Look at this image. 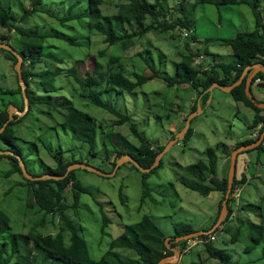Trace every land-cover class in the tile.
<instances>
[{"label":"rangeland","instance_id":"rangeland-1","mask_svg":"<svg viewBox=\"0 0 264 264\" xmlns=\"http://www.w3.org/2000/svg\"><path fill=\"white\" fill-rule=\"evenodd\" d=\"M1 1L13 8L18 17H23L26 11H29V17L20 22L24 28L39 27L44 32H69L70 35L79 37L81 44L78 45L56 37L48 38L47 44L49 49L63 52L66 57L61 76L65 88L59 90L61 95L73 99L76 105L88 111L99 125V152L91 155L90 146L83 142L71 127L63 124L62 112L51 115L43 112L48 109L46 106L34 105L32 112L22 116V120L13 126L16 134L20 136L17 141L28 156L27 164L31 171L40 173L50 166L56 167L58 161L68 162L74 159L95 164L108 173L115 171L114 161L120 145L111 142V138L116 140V135L111 134L110 139L108 137L104 140V131L108 134L113 130L120 132L140 145L139 138L132 131L131 122L119 123L120 116L94 104L91 97L83 95L90 93L70 73L69 69L74 65L79 68V74L84 80L94 73L97 63L104 67L113 65L115 71H120L121 68L117 67L123 65L126 75L134 81L137 80L134 72L149 76L158 71L165 77H172H156L132 91H113L103 95L105 100L113 103L121 112L130 115L138 130L156 146H167L173 136L184 129L186 117L193 111L197 99L202 105L201 113L193 121L192 136L175 144L163 157V165L155 172L147 174L152 196L148 197L144 204L143 180L146 177L144 172L134 167L131 162L122 165L114 176H104L84 168L75 169L78 178L84 186L91 189V193L82 194L78 213L73 207L69 208L68 212L84 225V235L92 256L100 259L110 248L111 241L123 233L127 224L139 222L146 215H150L168 235L175 234L177 227L187 223L200 230H209L218 216L222 193L214 190L209 195H204L187 187L179 180V174L185 173L183 166L206 159L205 152L209 147H217L222 143L235 146L240 139L247 140L255 124L256 112L237 101L232 92L219 87L210 91L208 101L204 102L190 83L175 81L178 77V63L185 58L184 53L189 47L199 49L205 54V58L198 54L194 56L195 66L200 69L212 67L216 59H223V62L228 64L235 63L237 57L232 46L225 43V39L235 37L240 31L255 30L257 9H254L253 4L217 6L201 3V0H188L190 4L200 1L193 17L195 20L192 36H185V28L182 27L169 31L153 30L138 37L136 44L126 49L121 43H107L100 31L90 30V27L84 29V26H88L85 21L81 24L85 19L64 23L63 19L70 15L69 6L72 5V0H42L43 4L39 6L37 13L34 12L36 0ZM89 1L84 0L82 5L74 8L73 13L83 12ZM166 1L170 2L173 8L169 17L178 18L175 8L183 0ZM254 1L257 0H251L252 3ZM103 2L106 14L111 16L119 12V0ZM260 2L259 10L264 18V0ZM8 32L9 29H0V34ZM194 37L197 40H194ZM115 57L120 59L114 61ZM50 62L53 68L60 65L54 58ZM44 68L45 64L37 66V70ZM39 79H33V87L43 93ZM170 81L175 82L171 84ZM19 86L16 65L0 51V107L10 104V109L13 104L23 103L21 93L6 92ZM252 92L257 99L264 100V89L254 85ZM253 149L239 157L238 176L242 177L247 173L249 181L241 186L240 203L234 205L236 213L231 217L234 224L237 223L236 217L240 213L242 215L243 203H260L264 197V152L260 154V150ZM109 150L111 153H108ZM218 153L219 177L222 178L229 172L231 156L224 154L221 149ZM258 164H261V167H258ZM247 165L250 168L248 170ZM12 168L13 164L9 158L0 160V208L11 216L13 232L29 233L38 225V230L43 233H57L59 218L39 208L31 187L18 184L19 181L25 182L24 176L19 172L9 174ZM188 176L189 174H186V177ZM68 197L70 203L74 202L71 190L68 191ZM105 215L111 219L106 231ZM244 217L251 222H260L262 216L258 211L251 210L246 212ZM213 243L215 247L227 248L235 255L236 260L245 264H264V242L248 252L245 250V243L231 242L230 236L221 227ZM187 249L188 251L172 264H200L203 260L205 264H222L209 257L200 239L191 240ZM130 254L134 255L133 252Z\"/></svg>","mask_w":264,"mask_h":264},{"label":"trees","instance_id":"trees-1","mask_svg":"<svg viewBox=\"0 0 264 264\" xmlns=\"http://www.w3.org/2000/svg\"><path fill=\"white\" fill-rule=\"evenodd\" d=\"M83 1L72 0V5L69 6L71 8L69 11L70 15L69 17H65L63 22L85 19L81 22V24L84 21L88 23V26H84V29L90 27V30L100 31L107 43L110 45L121 43L126 49L135 45L137 42L136 39L149 31H169L178 27L193 30L195 20L193 17L200 4V1L195 4H190L191 2H188V0H183L175 8V11H178V14H176L178 18H173L169 17V13L173 8L170 2L166 0H119V12L116 15L110 16L103 10V0H90L83 12L74 14V8L76 7L77 9L79 5L83 4ZM201 3L217 6L253 4L254 9H257V27L253 31H240L235 37L225 39V43L232 46L234 55L237 57L235 63L228 64L221 61L207 69H200V67L195 66L194 56L202 54L201 50H195L191 47L188 48L189 53L188 51L184 53L185 58L178 63V77L175 81L181 80L190 83L199 92L200 96L216 82L224 85L235 83L240 79L247 66L264 62V18L259 10L260 0L254 1V3L251 0H201ZM34 4V12L37 13L39 12V6L43 2L42 0H36ZM28 17L29 11H26L23 17H18L14 13L13 8L6 6L0 0V29H9L8 33L0 34V41L3 40L12 43L25 57L24 76L28 83V94L31 100V107L26 116L32 112L34 105L46 106L48 109H44L43 112L51 115L62 112L64 115L63 124L71 127L80 139L90 146L91 154L96 153L99 146V125L97 120L88 111L78 107L73 99L66 95H61L59 90L65 88L61 76L64 71L62 65L66 57L63 55V52L59 53L51 50V48L49 49L47 44V40L50 37L64 39L73 45L81 44L80 39L78 36L70 35L69 32H44L39 27L24 28L20 22L22 19H27ZM193 39L197 40L195 37ZM0 51L16 65L19 58L14 52L4 48H1ZM53 58L57 59L60 64L57 68L52 67L50 61ZM113 59L114 61H118L120 58L115 57ZM40 64H45V68L37 70V66ZM112 66L108 64L104 67L100 63H97L94 73H89L90 75L87 80H84L80 76L77 66L74 65L69 71L88 93H90V95L83 93L84 96L91 97L94 104L120 116L119 123H132V131L139 138L140 145H137L128 136L120 132H114V130L110 134L107 133L104 137L107 140L108 137L110 139L111 134L116 135V140L111 138V142L120 145L114 166L116 167L117 160L120 156L130 153L142 165L151 167L166 145H154V143L138 130L136 124L132 122L130 115L121 112L113 103L105 100L103 95L113 91H117L118 93L132 91L150 79L165 76L158 71H154L149 76L134 72L133 74L137 77V80L134 81L126 75V69L123 65L117 67L121 68L120 71H115ZM35 77L40 78L43 93H39L33 87V79ZM258 77L264 78V73L260 72ZM165 78L172 79V77ZM175 81L170 82L172 84ZM246 86L247 82L245 79L241 85L235 87L232 94L237 100H244L257 110L255 124H260L264 122V114H261L264 109L259 107L249 97ZM6 92L21 93L23 103L20 107L22 110L25 108V96L21 83L18 88L8 89ZM209 97L210 92L208 91L204 95V102H207ZM198 100L193 108V112L198 109ZM9 106L10 104L0 107V129L10 118ZM20 119L21 116L17 115L16 119L12 120L1 133L0 147L14 150L16 153L22 155L27 163L28 156L24 153L23 146L17 141L20 136L16 134V130L13 127ZM187 119L188 117H186V121ZM193 132L194 128L191 126L185 140H188ZM262 132L256 139L253 138L238 142L233 147L223 143L217 147H209L205 152L206 159H200L197 163L183 166V172L185 173L179 174V180L187 187L200 191L204 195H209L214 190H219L222 193L218 216L209 230L216 225L221 216L223 202L226 199L229 189L230 169L225 177H219L218 150L221 149L224 154L232 156L235 148L259 140ZM255 149L260 150L259 153L262 154L264 152V143ZM245 152L247 151L242 153ZM108 153H111V150ZM242 153L239 154V157ZM2 158H9L12 161L13 168L9 171V174L19 172L24 176L25 182L19 181L18 184L30 186L39 208L45 213L59 218L60 226L57 233H43L38 230V225L29 233H14L11 216L0 208V264H159L163 258L175 254L173 247L181 246V248H184L187 245V240L181 242L174 240L176 236L178 237L200 230V228L197 229L188 223L177 227V232L170 241L172 247H169L167 243L169 235L150 215H146L139 222L127 224L123 233L112 240L107 252L100 259H96L91 254L90 245L84 235L82 223H79L68 212L69 208L73 207L78 213L81 207L80 200L82 194L91 193V189L83 185L75 170L69 172V166L80 160L74 159L68 162H65V160L58 161L56 167L50 166L40 173H35L29 169L35 176L52 174L59 177L32 180L25 176L18 157L12 154L0 155V160ZM162 165L163 160L151 172H144L146 178L143 180V204L147 201L148 197L152 196V187L147 180V174L155 172ZM134 167L139 169L135 165ZM186 174H189V176L186 177ZM65 175L66 177H62ZM247 181L248 174L245 173L242 177H239L237 166L234 188L236 184L242 185ZM70 190L74 198V202L72 203L69 202L68 197V191ZM234 200L235 198L231 197L229 201V216L214 233L219 232V229L222 227V230L230 236L231 242L245 243V250L248 252L253 251L258 245L264 242V197L260 203H243L241 205L242 215L240 213L236 217V224L231 222V217L235 209L233 204ZM251 210H256L261 214L260 222H251L250 219L244 217V214L246 212L249 213ZM110 222V217L105 215L104 231H106V227L109 226ZM44 224L46 225V220H44ZM208 235L203 234L201 237L208 238ZM213 242H204L206 251L209 253L211 259L215 258L222 264H245L236 260L235 255L227 248L215 247ZM128 252H133L134 255ZM193 264H197V262ZM200 264H205L204 260Z\"/></svg>","mask_w":264,"mask_h":264},{"label":"water","instance_id":"water-1","mask_svg":"<svg viewBox=\"0 0 264 264\" xmlns=\"http://www.w3.org/2000/svg\"><path fill=\"white\" fill-rule=\"evenodd\" d=\"M1 48H4V49H7L9 51L14 52L19 58L18 62L16 63V70H17V72L19 74V77H20V82H21V85H22V88H23L25 99H26V106H25V110L24 111L21 110V108L18 107L17 105L13 104L11 106V108H10V118L5 123V125L0 129V135L6 129L8 124L12 120L16 119V115H19V116L25 115L28 112V110L30 109V105H31L30 96H29L28 90H27L28 84L26 82V79H25V76H24V70H23L25 57L11 43L0 42V49ZM259 72H264V63L263 62L249 65L245 69V71L243 72L241 78L239 80H237V82L233 83L232 85L227 86V85L221 84L220 82H216V83H214L211 86L210 90L213 91L215 88L219 87V88H222V89H224L226 91L232 92L235 87L241 85L244 82V80L247 78V93H248L249 97L259 107L264 108V101H259L254 96V94L252 92V86L254 84L255 77H256V75ZM258 87L261 88V89H264V84H258ZM199 107H200L199 110L193 112L189 116V118L187 120V124L184 127V129H182L177 134V136L175 138H173L169 142V144L165 147V149L159 153L155 163L151 167H145L144 165H142L139 162V160L136 157H134L132 154L128 153V154H125V155L121 156L118 159L115 171L110 172V173L103 171L101 168H99L95 164H89V163H83V162H77V163L71 164L69 166V172H71L72 170L78 169V168H84V169H88V170H90L92 172H96V173H99V174H102V175H105V176H114V175H116L118 169L122 165L127 163V162H133L143 172H151L154 168H156L157 166H159L161 164V161H162L163 157L166 155V153L175 144H177L179 141L184 140L186 138L187 133L189 132V130H190L191 126H192L193 119L196 116H198V114L201 113L202 105L199 104ZM263 141H264V133L262 134L261 138L258 141L254 142V143H251V144L242 145V146L236 148L233 151L232 163H231V169H230V176H229V189H228V192H227L226 199L223 202V209H222L221 216H220L218 222L216 223V225L214 226V228L209 230V231H207V230H198V231L186 234V235L178 236L176 238L177 242H181L183 240H189V239L201 236L203 234H208V233L214 232L216 230V228H218L220 225H222V223L227 219V216H228V213H229V201H230L231 194H232V191H233V186H234V183H235V177H236V173H237V162H238L239 154L241 152H243V151H247V150H250V149H253V148H256V147L260 146L263 143ZM9 154L15 155L16 157L19 158L22 170H23L25 176L27 178H29V179H32V180H36L37 179L38 180V179H45V178H59L58 176H55V175H52V174H47V175H44V176H35L32 172L29 171L27 163L25 162V160H24L22 155L16 153L14 150H7V149H1L0 148V155H9ZM62 177H66V175L62 176ZM171 240H172V237H168L167 238V243H168L169 247H172L171 246L172 244L170 243ZM173 250H174L175 254L173 256H167V257L163 258L159 262V264L173 263L175 259H178V258L181 257L182 250L179 247H174Z\"/></svg>","mask_w":264,"mask_h":264},{"label":"clouds","instance_id":"clouds-1","mask_svg":"<svg viewBox=\"0 0 264 264\" xmlns=\"http://www.w3.org/2000/svg\"><path fill=\"white\" fill-rule=\"evenodd\" d=\"M189 32V36H192V30H189V29H187V28H185L184 29V31L183 32ZM184 35H185V33H184ZM186 36V35H185ZM0 42H6V41H0ZM8 43V42H7ZM12 44V43H11ZM14 46V45H13ZM15 47V46H14ZM200 55H202L204 58H205V54L204 53H202V54H199L198 56H200ZM221 61H223V60H221ZM221 61H219V62H221ZM219 62H215V63H212V65H214V64H217V63H219ZM258 63H260V62H258ZM264 63V62H263ZM256 64V63H255ZM201 66H204V65H201ZM205 67V66H204ZM248 67V66H247ZM23 70H24V65H23ZM18 73V72H17ZM260 73V72H259ZM258 73V74H259ZM264 73V72H263ZM258 74L256 75V77H255V81H254V84H253V86L254 85H256V86H258V84H264V78L263 77H258ZM19 75V74H18ZM241 78V77H240ZM245 81V80H244ZM237 82V81H236ZM246 82H247V78H246ZM21 83V82H20ZM28 84V83H27ZM232 85V84H231ZM227 86H229V85H227ZM253 86H252V89H253ZM247 87V86H246ZM211 88V87H210ZM16 89V88H15ZM23 89V88H22ZM235 89V88H234ZM233 89V90H234ZM247 89V88H246ZM261 89V88H260ZM27 90H28V88H27ZM210 92L211 90L209 89V90H207L205 93H207V92ZM233 92V91H232ZM199 93V92H198ZM23 94H24V92H23ZM25 96V95H24ZM203 96V95H202ZM199 97H201V96H199ZM198 100V99H197ZM259 100V99H258ZM259 101H264V100H259ZM30 102H31V100H30ZM202 103V102H201ZM199 100H198V108H199ZM15 105V104H14ZM18 107H20V104H16ZM25 106H26V99H25ZM3 107V106H2ZM30 107H31V105H30ZM21 108V107H20ZM262 109H264V108H262ZM10 110V109H9ZM22 110V109H21ZM25 110V108L23 109V111ZM30 110V109H29ZM28 110V111H29ZM198 110V109H197ZM196 110V111H197ZM195 112V111H194ZM264 112V111H263ZM28 113V112H27ZM26 113V114H27ZM193 113V111L189 114V116L191 115ZM25 114V115H26ZM262 114V113H261ZM17 116V115H16ZM24 116V115H23ZM189 116H188V118H189ZM257 116V115H256ZM22 117V116H21ZM197 117V116H196ZM256 119V118H255ZM188 120V119H187ZM194 120V119H193ZM186 124H187V122H186ZM192 125H193V123H192ZM186 126V125H185ZM253 128H255V129H253V133H252V135L254 136V137H252V138H249V139H256L260 134H261V132H262V130L264 129V122H262V123H260V124H255L254 126H252ZM264 133V131L262 132V134ZM106 134H107V131H104V137L106 136ZM188 134V133H187ZM177 136V135H176ZM175 136V137H176ZM262 136V135H261ZM174 136H173V138H175ZM261 138V137H260ZM105 140V139H104ZM185 140V139H184ZM244 141V140H243ZM258 141V140H257ZM180 142V141H179ZM241 142V141H240ZM256 142V141H255ZM254 143V142H253ZM263 143H264V141H263ZM262 143V144H263ZM237 144V143H236ZM251 144V143H250ZM261 144V145H262ZM155 145V144H154ZM164 145H166V144H164ZM246 145V144H245ZM259 147V146H258ZM1 148V147H0ZM238 148V147H237ZM257 148V147H256ZM1 149H3V148H1ZM165 149V148H164ZM236 149V148H235ZM7 150H9V149H7ZM250 150H253V149H250ZM247 151H249V150H247ZM99 151H98V149H97V152L96 153H98ZM244 152V151H243ZM242 153V152H241ZM128 154V153H127ZM233 154V153H232ZM91 155H93V154H91ZM123 156V155H122ZM121 157V156H120ZM119 157V158H120ZM116 158V157H115ZM118 158V159H119ZM78 160H80L79 162H83V163H89V162H85L84 160H82V159H78ZM163 160V159H162ZM118 161V160H117ZM162 162V161H161ZM75 163H77V162H75ZM132 164H134L133 162H131ZM231 163H232V156H231ZM90 164V163H89ZM135 165V164H134ZM261 164H258V166H260ZM117 166V165H116ZM136 166V165H135ZM237 166H238V162H237ZM158 167V166H157ZM140 169V168H139ZM230 169H231V165H230ZM248 169H250L249 168V166L247 165L246 166V170H248ZM141 170V169H140ZM73 171V170H72ZM142 171V170H141ZM118 172V171H117ZM147 173H149V172H147ZM237 174V173H236ZM105 176V175H104ZM223 178V177H222ZM236 178V177H235ZM248 181H249V175H248ZM247 181V182H248ZM243 185V184H242ZM241 184H236V187L234 188V186H233V191H232V194H231V197H234L235 198V200L233 201V204L235 205V204H237L238 205V203H240V197H241V186H242ZM237 188H239L240 189V191H239V195H236V189ZM231 199V198H230ZM223 209V208H222ZM236 212V210L234 209V212H233V215H234V213ZM83 225V224H82ZM83 227H84V225H83ZM214 228V227H213ZM212 228V229H213ZM217 229V228H216ZM202 230V229H201ZM84 232H85V227H84ZM209 234V235H208ZM207 235L209 236L208 238H205V237H201V236H203V235H201V236H198V237H195V238H192V239H189V240H187L188 242H187V245H188V243L191 241V240H196V239H200L201 241H202V243H204V242H211V241H214V240H216L217 239V233H214V232H211V233H208ZM175 235V234H174ZM216 236V238L215 239H212L211 237L212 236ZM168 237H172V238H174V236L172 235V236H168ZM176 238H177V236L175 237V239L174 240H176ZM177 241V240H176ZM112 242V241H111ZM171 243V242H170ZM196 244H197V242H196ZM187 245L186 246H184V248H181V246H177V247H179L181 250H182V255L181 256H183L184 255V253H186L187 251H188V249H187ZM172 246V245H171ZM192 246H194L193 244H192ZM191 247V246H190ZM174 248V247H173ZM105 254V253H104ZM182 259V258H181Z\"/></svg>","mask_w":264,"mask_h":264},{"label":"crops","instance_id":"crops-1","mask_svg":"<svg viewBox=\"0 0 264 264\" xmlns=\"http://www.w3.org/2000/svg\"><path fill=\"white\" fill-rule=\"evenodd\" d=\"M222 60H223V59H222ZM220 61H221V60H220ZM216 62H219V59H218V60L216 59ZM205 94H206V93L203 94L202 99H204V95H205ZM237 101H239V100H237ZM239 102L244 103L245 106H247V107H251V108H253L252 106H250L249 104H247L246 101H244V100H241V101H239ZM253 109H254V108H253ZM254 110H255L256 115H257V113H258L257 110H256V109H254ZM262 114H264V112H262ZM255 118H256V117H255ZM253 129H255V128H253ZM253 129L251 130V134L249 135V138H250V137H253V135H252V133H253ZM249 138H248V139H249ZM240 141H243V139H240L239 141H237V143L240 142ZM231 146H234V145H231ZM258 167H261V165L258 166ZM172 235H174V234H172ZM172 235H169V236H172Z\"/></svg>","mask_w":264,"mask_h":264},{"label":"built area","instance_id":"built-area-1","mask_svg":"<svg viewBox=\"0 0 264 264\" xmlns=\"http://www.w3.org/2000/svg\"><path fill=\"white\" fill-rule=\"evenodd\" d=\"M185 35H186V36H189L190 34H189V32L186 31V32H185ZM239 191H240V189L237 188V189H236V195H239ZM235 213H236V212H235ZM235 213H234V214H235ZM211 238H212V239H215L216 236L214 235V236H212Z\"/></svg>","mask_w":264,"mask_h":264}]
</instances>
